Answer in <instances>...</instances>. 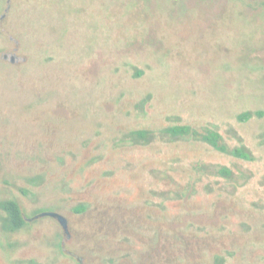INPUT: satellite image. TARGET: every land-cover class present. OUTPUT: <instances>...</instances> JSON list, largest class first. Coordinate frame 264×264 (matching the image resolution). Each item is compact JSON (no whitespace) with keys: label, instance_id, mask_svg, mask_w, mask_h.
Instances as JSON below:
<instances>
[{"label":"rangeland","instance_id":"rangeland-1","mask_svg":"<svg viewBox=\"0 0 264 264\" xmlns=\"http://www.w3.org/2000/svg\"><path fill=\"white\" fill-rule=\"evenodd\" d=\"M80 263L264 264V0H0V264Z\"/></svg>","mask_w":264,"mask_h":264},{"label":"trees","instance_id":"trees-1","mask_svg":"<svg viewBox=\"0 0 264 264\" xmlns=\"http://www.w3.org/2000/svg\"><path fill=\"white\" fill-rule=\"evenodd\" d=\"M142 72H137L141 74ZM252 112H246L240 116L241 120H247L252 117ZM168 131L174 136H180L185 134H190L192 128L189 125H176L170 127ZM148 132L146 130H138L133 133L135 140L147 139ZM203 138L213 145L216 149L223 152H230L235 156L244 159H252V155L245 149L236 148L234 150L228 149V147L223 143L222 135L219 132L211 131L203 135ZM221 173L225 175H231L230 171L227 168H222ZM2 209L6 212V227L11 231H16L21 229L25 223V217L21 205L15 199H6L1 202ZM78 211H83L84 207L77 208Z\"/></svg>","mask_w":264,"mask_h":264},{"label":"flooded vegetation","instance_id":"flooded-vegetation-1","mask_svg":"<svg viewBox=\"0 0 264 264\" xmlns=\"http://www.w3.org/2000/svg\"><path fill=\"white\" fill-rule=\"evenodd\" d=\"M17 56H14V57H12V59L14 60L15 58H16ZM56 212L57 214H59V215H62V216H64L63 214H61V213H59V212H57V211H52V210H46V211H41V212H38L36 215H42L44 212ZM6 213V212H5ZM44 216V215H43ZM49 216H52V215H49ZM25 217V216H24ZM52 217H54V218H57V220L61 223V221H60V219H59V217L58 216H52ZM65 218H66V220H67V228H64V226H63V224L61 223V225L63 226V228L66 230V232H68V219H67V217L66 216H64ZM25 220H26V217H25ZM80 264H82V263H80Z\"/></svg>","mask_w":264,"mask_h":264},{"label":"water","instance_id":"water-1","mask_svg":"<svg viewBox=\"0 0 264 264\" xmlns=\"http://www.w3.org/2000/svg\"><path fill=\"white\" fill-rule=\"evenodd\" d=\"M42 215L58 216L64 228H67V220L64 216L57 214L56 212H44Z\"/></svg>","mask_w":264,"mask_h":264}]
</instances>
